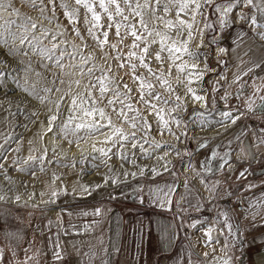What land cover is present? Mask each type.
<instances>
[{
	"label": "crops",
	"instance_id": "crops-1",
	"mask_svg": "<svg viewBox=\"0 0 264 264\" xmlns=\"http://www.w3.org/2000/svg\"><path fill=\"white\" fill-rule=\"evenodd\" d=\"M262 7L264 0L239 5L229 14L232 23L226 26L220 25L221 17L216 14L210 39L215 38L210 46L215 70L208 81L207 103L213 111L224 107L233 115H242L235 124L227 125V121L217 131L219 135L188 139L199 177L185 167L195 180L169 171L139 178L113 197L63 206L59 219L36 209L0 205V249L4 253L0 264H203L199 256L208 252L209 245L202 232L210 227L213 239L217 238L213 258L218 264L223 259L218 254L224 249L217 248L221 241L228 246L234 264H264V108L258 107L259 95H253L255 85L264 84V63H260L264 61V39L260 37L264 28L258 26L264 24ZM238 12L247 19L239 20ZM251 17H256V25ZM254 63L260 67H253ZM250 67L253 71L248 72ZM237 74L241 79L233 83ZM225 92L230 94L227 102L221 99ZM245 170V177L238 179ZM157 186L164 192L171 186L168 198L178 204L162 207L156 195L150 196L149 190ZM237 197L244 201L243 212L235 209ZM207 201H217L214 211H207ZM96 208L102 210L101 215L92 214ZM190 225H195L191 229L200 255L184 233ZM225 258L231 260L229 253Z\"/></svg>",
	"mask_w": 264,
	"mask_h": 264
},
{
	"label": "rangeland",
	"instance_id": "rangeland-1",
	"mask_svg": "<svg viewBox=\"0 0 264 264\" xmlns=\"http://www.w3.org/2000/svg\"><path fill=\"white\" fill-rule=\"evenodd\" d=\"M222 1L224 0H217L219 3ZM0 2L5 4V8H0V25L4 26L0 27V61H3L0 62V71L5 73L11 72V75L4 80L3 85H0V145H3L0 148V152H3L6 156L3 161H0V163H3V168L0 169V194L6 193V197L10 198L7 202L0 201L1 206L19 209H36L43 214L47 213L54 219H59V209L63 206L80 201H95L113 197L119 194L129 182L155 175L150 172L151 168H155L158 173L163 171L181 173L192 181L190 177L193 175L185 170V167H187L188 171H191L193 174L194 170L199 177L195 170L197 166L189 151L188 139L190 137L199 138L216 133L223 127L229 125V123L231 124V121L229 120L227 125H223V127L213 125L212 128H202V120H220L222 119L220 113L226 109L224 107L219 108L221 107L219 106V109L213 111L210 109L208 103L205 105L203 102H196L192 99L191 93L185 94L186 88L184 85L187 84V72L179 73L173 68L171 74L166 73V77L172 88L176 89L177 94L181 96V100L187 108L186 111L169 113L167 110L174 106L172 103L164 104L155 100L152 101L157 104V108L164 109L161 114L164 115L165 119L169 120L171 132L164 130L163 134H161L159 130L160 125L157 123L155 114L152 113L150 115V110L139 102L137 91L139 82L133 83L127 67L118 69L117 65L124 62L123 60L117 61L111 58L117 55V51H119V54L125 60H127V54L130 50L136 51L139 54L140 49L131 48L133 38L130 35H125L126 30L121 28V35L125 36V38L123 44L118 45V49L114 51L108 45H105L101 49L97 46V41L88 35L87 30L92 28L95 35L102 40V33L108 31L109 44L117 43L115 28L113 27L111 30L107 29L106 26L109 21L107 15L99 9L98 0H93V2L97 5L96 11L101 14L99 24L104 25V27L97 28H93L90 23L91 13H88L82 6L76 5L75 0H55L54 14L51 11L53 4L49 3V0H35L36 7H33L32 0H0ZM142 2L143 0H141ZM61 3L66 4L68 6L67 9L61 8ZM8 5H11V7H8ZM41 7L45 8L43 14L40 11ZM65 11L74 13L72 23L63 14ZM204 11L205 16L208 17L209 22L212 24V30L205 29L204 47L199 49L200 52L205 54L201 55L195 61L186 53L180 52L177 55L181 57L182 61H186L189 64H198L199 70L204 73L203 77L202 79H195L193 77V82L188 86L193 88L197 95L205 96L207 100L209 89L208 81L211 79L210 74L213 76V71L215 70L212 65V48L209 42L214 28H216L218 15L211 14V9H205ZM124 14L129 15V21L125 23H133L137 29L142 31L141 25L137 22L139 18H133L127 9ZM45 17H49L51 22L46 20ZM85 17H87V21L89 22H86ZM184 18L190 20V16H185ZM115 19L119 20L121 18L115 17ZM165 19L174 20L175 16L174 14H165ZM145 20L148 22L149 28L156 25L161 32L166 31L162 23L157 24V22L149 19L147 14H145ZM197 21H201L200 27L202 28L203 23L200 16H197ZM32 22L42 24L51 33L63 32V36L59 37V39L68 42L69 50H71L70 46L72 44L81 46L86 43L89 45L90 47L81 48V50L85 55L89 52L93 53V59L90 61V65H95L96 70L94 75L92 77H88L87 75L81 77L76 72L73 75L63 76V84H60L59 81L53 84L51 72L46 71L40 66L41 63L50 62L46 60L42 61L38 54L30 50L27 42L24 44L20 42V37L25 34L31 38L32 31L29 29L25 33V26ZM73 28L79 29L84 37L83 41L76 37L75 32L72 30ZM174 32L175 30L170 33V35H173V38ZM10 33H15L16 38L13 39ZM148 39L151 40L152 37H148ZM3 41H6V43ZM199 42L200 38L197 35L196 39L190 43V49L196 50ZM43 44L50 46L49 39H44ZM159 49L160 45L158 43L152 44L150 51L154 54ZM9 50H11V54H9ZM25 52H27V55L24 54ZM104 53H108L107 59ZM161 55L164 58V68L167 69L170 64V61L167 60L168 53L165 51ZM146 59L154 70L160 67L155 61L154 55ZM181 60H177L176 63L179 64ZM132 63L138 65L139 61L133 58ZM109 65H111L110 72L108 71ZM38 72L41 75L38 76L36 74ZM125 73L129 74L125 75ZM102 74H107L109 77L116 76V83L119 84V90L121 92H126V89L123 88V83H127L134 90L130 94L132 99L128 102L133 105V108L138 109L142 116H147L152 125L150 131L140 130V123H142L140 121L137 123V129H133L130 123H124L121 118H117L110 107H105L107 99L112 96L111 91L106 94L103 104L98 105L99 107H105V111L112 118L113 125L121 128L124 134L136 133L134 139L121 141L124 144V148L120 151L128 157L127 160L121 159L119 155H113L116 152L115 148L112 149V152H109L108 156H104L98 151H93V144L97 148H104L106 151L111 147L110 143H102L104 137L101 135L85 136L84 131L81 130L79 135L85 136V139L77 147L75 143L71 145L68 143L69 140L75 141L76 139L71 131L67 138H64L63 134L59 133V126L70 115L68 109L71 105V97L76 96L78 93H84L88 81L91 79L95 83V78L100 77ZM137 75L146 77L154 85L156 92L160 93L162 99L170 98L171 94L167 91V86L162 87L154 77L149 75L146 69L138 67ZM121 76L123 77V82L119 80ZM77 79L81 82L79 87L74 83ZM16 81L19 83L17 84ZM25 88L28 91H24ZM45 88H51L53 91L46 93L43 91ZM56 88H59L60 91H55ZM8 90H11V92L5 98L4 93ZM36 95L45 96L47 99L41 103L36 98ZM93 96L99 97L98 86L97 90H93ZM81 99L85 100L83 107H90L91 101H88L86 96H81L77 100L78 104ZM190 99L192 102H190ZM57 100H60L59 110H57L55 103ZM116 107L119 108L120 105L117 104ZM193 109L197 113H203V116L193 114ZM125 112L129 118L136 115L135 112H129L127 109H125ZM54 113L57 114L58 119L54 122L53 131L47 132L48 117ZM71 114L76 116V120L69 126L70 129L75 127V123L80 122L82 118V113L78 111ZM172 116L181 118L184 123L178 127L174 122H171ZM83 119L87 122L92 118L83 117ZM182 133H186V135H182ZM41 135L43 138H41ZM5 137H12V139L6 142ZM133 143L137 144L136 148L131 147ZM141 144L143 145L144 151L140 150ZM157 144L160 147H156ZM45 149H47L48 160L43 162L45 170L40 171L39 161H31L28 157L30 155L38 157ZM49 160L52 162L49 163ZM21 168L26 170L19 171ZM33 170L35 171L34 176L31 174ZM141 170H143V173H141ZM5 171L10 177V180L5 178ZM192 179L194 178L192 177ZM97 184L100 186L90 196L82 198L79 195L81 185L91 187ZM73 188L76 189L75 192L72 191ZM51 189H56L61 194L58 197L51 198L55 200V203L50 202L45 204L41 201L40 193H50ZM65 189L67 190V195L63 194V190ZM29 194H34L31 199H29ZM15 195H20V201L17 202L14 200ZM43 199L49 200V195H45ZM52 206H56L55 211ZM192 226H188L190 236H187L191 244V237H195L193 230H191ZM203 241L205 243L207 242V237L204 232ZM216 241L217 238L212 240L207 256L204 255L205 253H202V258L199 256L203 264H218L213 258L215 257L213 242ZM217 248L221 251L224 249L218 255L225 258V243L221 241L217 244ZM227 251L232 260L231 264H234L228 246Z\"/></svg>",
	"mask_w": 264,
	"mask_h": 264
},
{
	"label": "snow or ice",
	"instance_id": "snow-or-ice-1",
	"mask_svg": "<svg viewBox=\"0 0 264 264\" xmlns=\"http://www.w3.org/2000/svg\"><path fill=\"white\" fill-rule=\"evenodd\" d=\"M32 2L33 7H36L35 0H32ZM49 3L53 4V8L51 9V11L54 14L55 0H49ZM251 3L252 0H226L225 3H219L217 2V0H143L142 3L141 0H98L99 9L107 15V19L109 21L106 26L107 29L111 30L113 27L115 28V37L117 39V43L109 44L108 31H104L102 33V40L95 35V33L92 31V28H89L87 31L88 35L91 36L93 40L97 41L98 47L103 49L105 45H108L114 51L118 49V45L123 44V40L125 38V36L121 35V28H124L126 30L125 35H130L133 38L131 48L140 49L139 54L136 51L130 50L127 54V60H125V58L119 54V51H117V55L111 58L117 61L123 60L124 62L117 65L118 69H124L125 67H127L131 74L133 83H136L137 81L139 82V88L137 89L139 102L150 110V115L152 113L155 114L157 123L160 125L159 130L161 134H163L164 130L171 132V128L169 127V120L165 119L164 115L161 114L164 109L157 108V104L153 103L152 101L155 100L164 104L172 103L174 106L167 110L169 113L187 110L186 106H184V102L181 100V96L177 94L176 89L172 88L169 80L166 77V73L171 74L173 68L179 73L187 72V84L184 85V87L186 88L185 94L191 93L192 99L194 101L203 102L205 105H207L206 97L197 95L195 90L188 86L193 82V77H195V79H202L204 73L199 70V66L197 63L189 64L186 61H182L181 57L177 55L178 53L183 52L186 53L193 61H195L198 60L201 55L205 54L200 52L199 49L204 47L205 29L212 30V24L209 22L208 17L205 16L204 10L211 9V14H219V16L221 17V19L219 20L220 25L226 26L232 23V21L228 19V16L233 12L234 9H237L241 4L248 5ZM75 4L78 6H82L87 10L88 13H91L90 23L92 24L93 28L104 27V25L99 24V21L101 20V14L96 11L97 5L93 2V0H75ZM8 7H11V5H8ZM60 7L67 9L68 6L64 3H61ZM0 8H5V4L0 2ZM126 9L130 11V15L133 18H139L137 22L141 25L142 31L140 29H137L136 25L133 23H125L126 21H129V15L124 14ZM40 11L43 14L45 8L41 7ZM260 11L261 15L264 16V7H262ZM63 14L68 18L70 23L73 22V12L65 11ZM145 14L149 16V19L157 22V24L162 23L166 31L161 32L160 30H158V27L156 25H154L152 28H149L148 22L145 20ZM165 14H174L175 19H165ZM185 16H190V20L185 19ZM197 16H200L202 18V28L200 27L201 21H197ZM115 17H120L121 19L117 20L115 19ZM237 18L239 20L247 19L244 14L239 12L237 13ZM45 19L51 22V19L49 17H45ZM85 20L86 22H89L87 21V17H85ZM251 23L253 25L257 24L256 17H251ZM258 26L264 28V24H259ZM0 27L4 26L0 25ZM29 29L32 31L31 38H29V36L25 34L20 37V42L21 44L27 42L30 50L38 54L41 57L42 61L46 60L50 62L41 63L40 66L46 71L51 72L53 76V84H55L57 81H59L60 84H63V76L73 75L76 72H78L81 77L85 75H87L88 77H92L94 75V72L96 70L95 65H90V61L93 59V53L89 52L87 55H85V53L81 50V48L90 47L89 45H87L86 43L82 44L81 46L72 44L70 46L71 50H69L68 42L59 39V37L63 36V32L51 33L50 30L45 28L42 24H37L35 22H32L29 25L25 26V33H27ZM72 30L75 32L76 37H78L81 41L84 40V37L78 28H73ZM173 30H175L174 38L173 35H170ZM37 33H39V35H37ZM10 35H12L13 39L16 38L15 33H10ZM197 35H199L200 42L197 45L196 50H191L189 45L193 40L196 39ZM148 37H152V39L149 40ZM260 37L261 39H264V32L260 33ZM44 39H49L50 46L43 44ZM3 42L6 43V41ZM214 42L215 38H213V41H210L209 43ZM157 43L160 45V49L159 51H155L153 54L150 51L151 45ZM141 45H143V47H141ZM165 51H167L168 53L167 60L170 61L167 69L164 68V58L161 55ZM220 51L224 52L225 49L221 48ZM9 54H11V50H9ZM24 54L27 55V52H25ZM153 55L155 61L160 65V67L155 70L150 66V63L146 59L147 57H151ZM104 56L107 59L108 53H104ZM133 58L139 61L138 65L136 63H132ZM177 60H181V62L177 64ZM260 63H264V61H261ZM260 63H254L253 67H260ZM138 67L146 69L149 75L154 77L162 87L167 86V91H169V93L171 94L170 98L162 99L160 93L156 92L154 85L149 82L146 77L137 75ZM53 69H55V71H53ZM108 71H111V65L108 66ZM251 71H253L252 67L248 69V72ZM36 74L38 76L41 75V73L39 72ZM128 74L129 73H125V75ZM247 74V72L244 73V75ZM10 75V71L7 73L0 71V85H3L4 80H6ZM240 79L241 77L238 74L234 75L232 82L236 83ZM116 80V76L109 77L107 74H102L100 77H96L95 83L90 79L88 81V84L85 86L84 93H78L76 96L71 97V105L68 109L70 115L68 116V119L59 126V133L63 134L64 138H67L69 132L71 131L72 135H74L76 139L75 141L69 140L68 143L70 145L75 143L77 147H79L80 143L84 141L85 136L97 134L101 135L104 137L102 143H110L111 147L106 151L104 148H97L96 145L93 144V151H98L102 155L108 156L109 152H112V149L115 148L116 152H114L113 155H119L121 159L127 160L128 157L120 151L124 148V144L121 143V141L134 139L136 133L132 132L130 134H124L121 128L115 127L112 123L111 116L105 111V107H110L117 118H121L124 123H130L133 129H137V123L140 121H142V123H140V130L150 131L152 129V125L149 122L147 116H142L139 113V110L133 108V105L128 102L132 99L130 94L134 90L130 88L127 83H123V88L126 89V92H121L119 90V84L116 83ZM119 80L123 82V77H119ZM16 83L18 84L19 82L16 81ZM74 83L77 87H79L81 82L79 79H77L74 81ZM217 84H219V81H217ZM97 86L99 97L93 96V90H97ZM246 86L247 85H242V87ZM218 90V88L214 89V91ZM24 91H28V89L25 88ZM43 91L49 93L53 91V89L45 88L43 89ZM55 91L59 92L60 89L56 88ZM109 91H111L112 93L111 98L107 99V104L105 105V107H99L98 105L103 104L105 96ZM9 92H11V90L5 91V98H7ZM261 93H264V84L255 85L253 95H259L260 104L258 105V107L264 108V95H261ZM81 96H86L87 100L91 101L90 107H83L85 103V100L83 99H81L79 104L77 103V100ZM229 96L230 94L225 92V95L221 97V99L227 102ZM36 98L39 99L41 103H43L47 99V97L39 95H36ZM55 103L57 110H59L60 100H57ZM252 103L253 102L251 98H249V111H252ZM117 104L120 105L119 108L116 107ZM125 109H127L129 112H135L136 115L129 118L127 113L125 112ZM77 111L82 113V118L80 122L75 123V127L70 129L69 126L76 120V116L71 113ZM235 111L237 113L239 112L238 106L235 108ZM193 114L203 116V113H197L195 109H193ZM220 115L222 117V119L220 120H202V128H212L213 125L223 126L229 120L231 121V123L235 124L240 119V115L242 114L233 115L232 110H225L222 111ZM83 117H90L92 119L85 122ZM57 119L58 116L55 113L48 117V127L46 129L47 132L53 131V125ZM171 122H174L178 127L182 123H184L181 118H177L175 116L171 117ZM81 130L84 131L85 136L79 135ZM219 134L220 133L217 132V135ZM173 135H175V133H173ZM182 135H186V133H182ZM41 138H43L42 135ZM11 139L12 137H5L6 142ZM177 139H179V137H177ZM208 139H212V137H209ZM261 143H264V141H262ZM2 147L3 145H0V148ZM131 147L136 148L137 144L133 143ZM156 147H160V145L157 144ZM140 150L144 151L142 144L140 145ZM213 155H215V153H213ZM5 158V154L3 152H0V161H3ZM28 159L31 161H39L40 171H44L45 169L43 167V162L48 160L47 149H45L40 156L36 157L30 155ZM48 162L51 163L52 161L49 160ZM25 163H27V161H25ZM2 168L3 163H0V169ZM25 170L26 169L24 168L19 169V171ZM150 172L159 175L155 168H151ZM141 173H143V170H141ZM31 174L34 176L35 171L33 170ZM245 174L246 170L241 171L239 173L238 179L244 178ZM4 175L6 179L10 180V177L7 175L6 171ZM133 175H135V173H133ZM99 186L100 185L98 184L91 187L81 185L79 188V195L82 198L85 196H90L92 192L95 191V189ZM248 187L252 188L255 187V185H248ZM72 191L75 192L76 189L73 188ZM149 191L150 196L156 195L157 198L161 200L162 207L165 205L175 206V204H178V202H174L173 200L168 198L172 193L171 186L168 187L167 192H164L163 189H161L159 186H157L156 189H150ZM60 194L61 192L56 189H51L50 193L47 194L41 192V201L45 204L50 202L55 203V200L51 198L58 197ZM63 194L67 195L66 189L63 190ZM33 195L34 194H29V199H31ZM45 195H49V200L43 199ZM8 199L10 198L6 197V193L0 194V201L7 202ZM20 199V195L14 196L15 201L18 202L20 201ZM181 199H183V197H181ZM169 210L171 211L172 208H169ZM101 213L102 210L100 208H96L92 214L95 216H99L101 215ZM83 214L88 215L87 212H84ZM224 215L227 216V213H225ZM193 227H195V225H193ZM228 227L229 229H231V225H228ZM212 231L213 229L211 227L205 231V236L207 237L206 243L208 245H210L213 240V237L211 235ZM226 247L227 246H225V255H227ZM3 255V250L0 249V260H3ZM54 255L57 260H60L62 262L63 258L61 257V254L59 252L54 253ZM204 255L207 256L208 254L205 253ZM102 264H104V262H102ZM220 264H231V260L230 258H223L221 259Z\"/></svg>",
	"mask_w": 264,
	"mask_h": 264
},
{
	"label": "built area",
	"instance_id": "built-area-1",
	"mask_svg": "<svg viewBox=\"0 0 264 264\" xmlns=\"http://www.w3.org/2000/svg\"><path fill=\"white\" fill-rule=\"evenodd\" d=\"M207 204H208L207 211L212 212V211H214V210L216 209L218 203H217V201H207ZM244 206H245V205H244V201H243V199L240 198V197H237V198L235 199V209H236V211H238V212H243V210H244ZM184 233H185L186 237H187V236H190L188 226H185V228H184ZM187 239H188V238H187ZM191 241H193V237H191ZM189 242H190V240H189ZM190 244H191V242H190ZM191 246H192V244H191ZM192 248H193V247H192Z\"/></svg>",
	"mask_w": 264,
	"mask_h": 264
},
{
	"label": "bare ground",
	"instance_id": "bare-ground-1",
	"mask_svg": "<svg viewBox=\"0 0 264 264\" xmlns=\"http://www.w3.org/2000/svg\"><path fill=\"white\" fill-rule=\"evenodd\" d=\"M205 93V92H204ZM190 102H192V100L190 99ZM201 103V102H200ZM203 229H205V228H203ZM191 230H193V229H191ZM204 232V231H203ZM203 232H202V236H203ZM194 233V232H193ZM205 233V232H204ZM194 236H196L195 234H194ZM196 242V237H193V241H192V246L194 247V244H193V242ZM194 242V243H195ZM194 249H195V251H196V248L194 247ZM197 252V251H196ZM198 253V252H197ZM199 254V253H198ZM200 255V254H199ZM200 256H202V255H200Z\"/></svg>",
	"mask_w": 264,
	"mask_h": 264
}]
</instances>
